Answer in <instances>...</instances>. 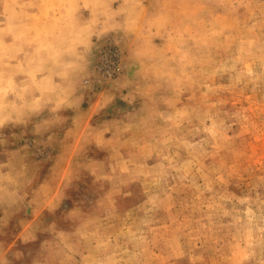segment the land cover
<instances>
[{
  "label": "rangeland",
  "instance_id": "374dc122",
  "mask_svg": "<svg viewBox=\"0 0 264 264\" xmlns=\"http://www.w3.org/2000/svg\"><path fill=\"white\" fill-rule=\"evenodd\" d=\"M0 264H264V0H0Z\"/></svg>",
  "mask_w": 264,
  "mask_h": 264
},
{
  "label": "built area",
  "instance_id": "2783aa9c",
  "mask_svg": "<svg viewBox=\"0 0 264 264\" xmlns=\"http://www.w3.org/2000/svg\"><path fill=\"white\" fill-rule=\"evenodd\" d=\"M106 59H107V57H106ZM101 60H104L103 56H102ZM107 63L110 64V66L112 67V74H118V72L120 70L119 66L115 63H112V62H107Z\"/></svg>",
  "mask_w": 264,
  "mask_h": 264
}]
</instances>
